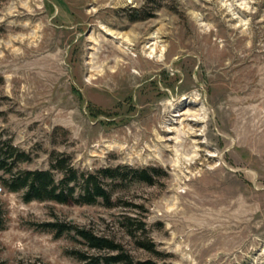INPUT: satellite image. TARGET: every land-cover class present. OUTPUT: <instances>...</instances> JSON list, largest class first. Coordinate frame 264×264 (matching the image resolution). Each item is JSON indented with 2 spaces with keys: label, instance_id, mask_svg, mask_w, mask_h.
Segmentation results:
<instances>
[{
  "label": "rangeland",
  "instance_id": "obj_1",
  "mask_svg": "<svg viewBox=\"0 0 264 264\" xmlns=\"http://www.w3.org/2000/svg\"><path fill=\"white\" fill-rule=\"evenodd\" d=\"M225 1L0 0V137L30 156L18 169L59 182L53 165L67 159L111 192L110 205L26 203L0 180V264H82L77 252H95L41 227L51 221L108 236L136 261L264 264V0ZM188 107L207 111L200 151L164 149ZM176 150L198 155L177 162Z\"/></svg>",
  "mask_w": 264,
  "mask_h": 264
},
{
  "label": "trees",
  "instance_id": "obj_2",
  "mask_svg": "<svg viewBox=\"0 0 264 264\" xmlns=\"http://www.w3.org/2000/svg\"><path fill=\"white\" fill-rule=\"evenodd\" d=\"M28 160H30V156L25 152H20L13 145L11 139H2L0 137V180L6 190L13 193L21 192L26 203L32 201H54L60 204L75 202L92 205L97 203L98 200H102L106 205L111 204V192L101 183L98 175L82 174L79 178L78 173L68 164L67 159L59 158L53 165L54 169L59 170L61 173V179L58 182L53 170L23 171L18 169L19 162ZM122 172L111 168L102 170L104 178L113 180H125L124 176L126 174ZM133 174L134 180L154 184V178L147 170H135ZM80 180L83 183V191L76 195L75 183ZM132 225L130 228H132ZM41 227L54 232L57 237L75 232V237H80L90 250L95 251L94 253L77 252L82 264H161L153 259L136 261L124 246L114 239L96 234L86 228L68 225L60 221L44 223ZM1 228H4V221L0 214ZM140 229L143 230L142 233H145L143 225L140 226ZM131 230L129 234L133 238H138L136 241L138 247L148 252H156L152 241H148L147 238L140 240L137 237V233H133Z\"/></svg>",
  "mask_w": 264,
  "mask_h": 264
},
{
  "label": "bare ground",
  "instance_id": "obj_3",
  "mask_svg": "<svg viewBox=\"0 0 264 264\" xmlns=\"http://www.w3.org/2000/svg\"><path fill=\"white\" fill-rule=\"evenodd\" d=\"M235 1L237 2V0H235ZM241 5H243V4L241 3ZM231 8H232L231 11H233V14L236 15L237 14V9L236 8L233 9V7H231ZM244 10H245V8H244ZM239 13H240V11H239ZM149 39H150V41H149L150 46H148V48L152 49L151 52L152 53L156 52V54L158 52H161V55H162V51L159 50V48H158V46H159L158 43L159 42H158L157 35H151L149 37ZM173 116L176 117V119L175 120L171 119V123L170 124L171 125H176L177 124V127L176 126H172V127L169 126V128L166 131L167 132H171V134H175V137H169V138L165 137V139L162 141L163 144H165V146H163L164 149H167L170 140H175L176 141L175 142L176 143L175 144L176 148H178V146H185V144H188L190 142L195 147V151H200V147L202 145H200L201 141L196 139V137L200 135L197 132L198 130H197L196 126H198L199 124L205 122L206 116H207V111L205 110V108L201 107L200 109H197V110H191L188 107V109H182L178 113H175L174 115H172V117ZM202 143H204V142L202 141ZM183 151L184 150H181V151L180 150H176V156L177 157H176L175 161H177V162H185V163H187V161L188 162L189 161L192 162V160H194L197 157V155H198L197 154L195 156H190V157L184 156L183 155ZM210 156L211 157L217 156V154H213L212 153V154H210Z\"/></svg>",
  "mask_w": 264,
  "mask_h": 264
},
{
  "label": "built area",
  "instance_id": "obj_4",
  "mask_svg": "<svg viewBox=\"0 0 264 264\" xmlns=\"http://www.w3.org/2000/svg\"><path fill=\"white\" fill-rule=\"evenodd\" d=\"M2 190V188L0 187V191Z\"/></svg>",
  "mask_w": 264,
  "mask_h": 264
}]
</instances>
